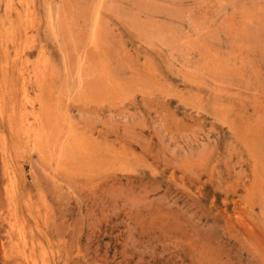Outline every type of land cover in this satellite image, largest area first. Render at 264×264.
<instances>
[{"label":"rangeland","instance_id":"374dc122","mask_svg":"<svg viewBox=\"0 0 264 264\" xmlns=\"http://www.w3.org/2000/svg\"><path fill=\"white\" fill-rule=\"evenodd\" d=\"M0 264H264V0H0Z\"/></svg>","mask_w":264,"mask_h":264},{"label":"bare ground","instance_id":"6f19581e","mask_svg":"<svg viewBox=\"0 0 264 264\" xmlns=\"http://www.w3.org/2000/svg\"><path fill=\"white\" fill-rule=\"evenodd\" d=\"M9 9V8H8ZM90 40V39H89ZM3 96H4V94H3ZM11 100V99H10ZM13 101V100H12ZM12 104L14 103V102H11ZM6 105V104H5ZM9 105V104H8ZM15 105V104H14ZM14 105H13V107H14ZM10 106H11V104H10ZM22 108V107H21ZM3 109H4V107H3ZM13 109H15V108H13ZM5 110V109H4ZM12 111V110H11ZM14 111V110H13ZM9 113V112H8ZM13 114V113H12ZM15 114V113H14ZM12 117H14V116H12ZM22 121V120H21ZM20 121V122H21ZM25 124V123H24ZM19 125V124H18ZM27 126V125H26ZM28 128V127H27ZM57 128V127H56ZM12 130H13V128H12ZM16 130V129H15ZM28 130H29V128H28ZM15 132V131H14ZM82 153H84V152H82ZM238 216H239V214H238ZM241 220V219H240Z\"/></svg>","mask_w":264,"mask_h":264}]
</instances>
